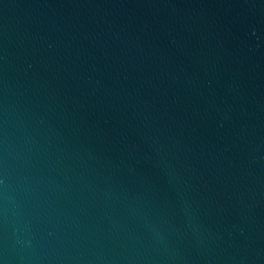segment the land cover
<instances>
[{
	"label": "water",
	"instance_id": "water-1",
	"mask_svg": "<svg viewBox=\"0 0 264 264\" xmlns=\"http://www.w3.org/2000/svg\"><path fill=\"white\" fill-rule=\"evenodd\" d=\"M0 264H264V0H0Z\"/></svg>",
	"mask_w": 264,
	"mask_h": 264
}]
</instances>
